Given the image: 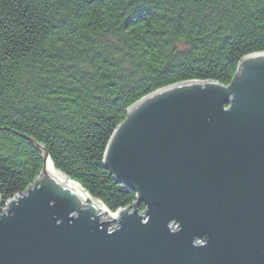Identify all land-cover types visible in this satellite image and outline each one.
I'll return each mask as SVG.
<instances>
[{
    "label": "water",
    "instance_id": "obj_1",
    "mask_svg": "<svg viewBox=\"0 0 264 264\" xmlns=\"http://www.w3.org/2000/svg\"><path fill=\"white\" fill-rule=\"evenodd\" d=\"M38 146L40 175L0 212V264H264V51L227 85L179 82L127 109L103 166L133 206L111 212Z\"/></svg>",
    "mask_w": 264,
    "mask_h": 264
},
{
    "label": "trees",
    "instance_id": "obj_2",
    "mask_svg": "<svg viewBox=\"0 0 264 264\" xmlns=\"http://www.w3.org/2000/svg\"><path fill=\"white\" fill-rule=\"evenodd\" d=\"M263 51L264 0H0L1 210L40 175L38 144L111 212L133 206L103 166L127 109L179 82L227 85Z\"/></svg>",
    "mask_w": 264,
    "mask_h": 264
},
{
    "label": "bare ground",
    "instance_id": "obj_3",
    "mask_svg": "<svg viewBox=\"0 0 264 264\" xmlns=\"http://www.w3.org/2000/svg\"><path fill=\"white\" fill-rule=\"evenodd\" d=\"M84 203L87 204L85 206L92 205V202L91 201H88V200H85ZM113 219L114 218H109L110 221H112Z\"/></svg>",
    "mask_w": 264,
    "mask_h": 264
},
{
    "label": "rangeland",
    "instance_id": "obj_4",
    "mask_svg": "<svg viewBox=\"0 0 264 264\" xmlns=\"http://www.w3.org/2000/svg\"><path fill=\"white\" fill-rule=\"evenodd\" d=\"M0 212H2V210H1V204H0ZM115 225H116V223H115L114 221H112L111 226H112V227H115Z\"/></svg>",
    "mask_w": 264,
    "mask_h": 264
}]
</instances>
